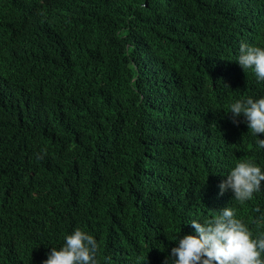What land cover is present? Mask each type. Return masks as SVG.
Listing matches in <instances>:
<instances>
[{
    "label": "trees",
    "instance_id": "16d2710c",
    "mask_svg": "<svg viewBox=\"0 0 264 264\" xmlns=\"http://www.w3.org/2000/svg\"><path fill=\"white\" fill-rule=\"evenodd\" d=\"M264 0H0V264H43L77 228L97 264H164L189 223L244 203L219 183L264 169L237 100L264 81ZM264 139V133L259 134Z\"/></svg>",
    "mask_w": 264,
    "mask_h": 264
},
{
    "label": "clouds",
    "instance_id": "9594fccd",
    "mask_svg": "<svg viewBox=\"0 0 264 264\" xmlns=\"http://www.w3.org/2000/svg\"><path fill=\"white\" fill-rule=\"evenodd\" d=\"M245 71L251 69L257 82L264 81V47L241 43L236 61ZM232 122L239 117L256 139L257 149H264V96L237 100L229 106ZM264 169L251 159H241L230 169L219 185V194L231 191L233 199L244 203L262 188ZM256 223L264 222V212ZM193 234L176 238V246L164 264H264V232L253 234L249 226L237 218L230 205L206 220L192 219ZM98 243L94 236L77 228L64 237L60 248H51L43 264H97Z\"/></svg>",
    "mask_w": 264,
    "mask_h": 264
}]
</instances>
